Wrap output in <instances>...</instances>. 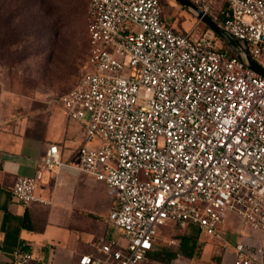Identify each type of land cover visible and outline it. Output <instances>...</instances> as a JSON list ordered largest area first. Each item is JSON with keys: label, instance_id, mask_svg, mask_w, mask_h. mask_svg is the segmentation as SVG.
Returning <instances> with one entry per match:
<instances>
[{"label": "built area", "instance_id": "2783aa9c", "mask_svg": "<svg viewBox=\"0 0 264 264\" xmlns=\"http://www.w3.org/2000/svg\"><path fill=\"white\" fill-rule=\"evenodd\" d=\"M190 2L262 66L264 0ZM87 20L83 73L55 100L81 126L78 163L49 145L33 176L15 178L13 200L48 205L44 176L63 169L104 184L109 223L125 242L100 238L78 264H148L159 228L219 238L228 211L242 228L233 263L264 264V78L218 48L200 20L174 31L161 0H87ZM10 262L42 264L21 249Z\"/></svg>", "mask_w": 264, "mask_h": 264}, {"label": "rangeland", "instance_id": "374dc122", "mask_svg": "<svg viewBox=\"0 0 264 264\" xmlns=\"http://www.w3.org/2000/svg\"><path fill=\"white\" fill-rule=\"evenodd\" d=\"M84 7L85 14L79 18L74 4L68 0H0V113L6 123L21 127L27 134L40 135L46 117L57 110L55 100L78 81L89 56L86 0ZM161 9L167 20L171 18L178 25L194 21L188 10L174 0H161ZM66 15L71 18V35L61 21ZM222 41L217 39V47L228 50ZM86 146L97 147V142ZM102 188V192L86 188L79 196L82 202L78 215L86 222L95 218L109 222L104 208L107 203L112 207L114 198L108 189ZM224 218L218 230L219 239L173 224L159 228L155 250L175 251L181 237L197 236L198 257L189 260L178 255L170 264H217L216 258H221L220 264H234L233 246L241 239L242 228L232 212H226ZM247 233L259 236L258 232Z\"/></svg>", "mask_w": 264, "mask_h": 264}, {"label": "crops", "instance_id": "0c3cea01", "mask_svg": "<svg viewBox=\"0 0 264 264\" xmlns=\"http://www.w3.org/2000/svg\"><path fill=\"white\" fill-rule=\"evenodd\" d=\"M189 13L194 21L181 25L171 18L167 20L163 12L162 16L174 31L185 33L198 21ZM203 27L201 22L197 28ZM53 105L57 110L46 117L40 135L27 134L21 127L6 123L0 113V264H12L10 255L17 249L32 250L42 264H78L80 256L96 253L100 238L122 245L125 242L121 232L115 231L109 222L99 218L86 222L78 215L81 193L89 187L102 192L105 187L84 173L63 169L56 174H45L41 193L50 201L48 205L23 206L13 200L10 188L15 178L33 176L49 145L58 147L64 164L78 163L77 153L84 145L81 126L70 120L58 103ZM111 205L107 203L104 208L107 218ZM152 262L155 261L148 258V264Z\"/></svg>", "mask_w": 264, "mask_h": 264}, {"label": "trees", "instance_id": "16d2710c", "mask_svg": "<svg viewBox=\"0 0 264 264\" xmlns=\"http://www.w3.org/2000/svg\"><path fill=\"white\" fill-rule=\"evenodd\" d=\"M69 2L74 4L75 7V12L76 10L78 11V17L80 18V16H84L85 14V7H84V0H68ZM87 1V0H86ZM68 15H70V13H68ZM66 15L65 18L61 19L62 23L64 24V27L66 28V30L69 32V34H73V29H72V25L70 23V19H67L69 16ZM88 23V22H87ZM81 35V41L83 43H85V36H83L84 34L82 32H80ZM217 39L221 40V38H219L218 36H216ZM223 42V41H222ZM87 44L88 43V39H87ZM224 44V42H223ZM225 45V44H224ZM231 55H234L232 52H230ZM178 255L187 258L189 260L195 259L198 257L199 255V246H198V239L197 236H183L180 238V243L179 246L177 248V250L172 251V250H165V251H158V250H152L148 253V258L161 263V264H170ZM217 264L221 263V258H216L215 259Z\"/></svg>", "mask_w": 264, "mask_h": 264}, {"label": "water", "instance_id": "95a60500", "mask_svg": "<svg viewBox=\"0 0 264 264\" xmlns=\"http://www.w3.org/2000/svg\"><path fill=\"white\" fill-rule=\"evenodd\" d=\"M183 8L191 12L198 20H200L206 27L214 31V33L221 38L224 43L234 52L238 57L242 58L246 66L255 71L261 77L264 78V68L252 60L250 56L246 53H240L238 44L236 41L229 38L226 32L216 24L209 16L204 15L200 10H198L189 0H175Z\"/></svg>", "mask_w": 264, "mask_h": 264}]
</instances>
